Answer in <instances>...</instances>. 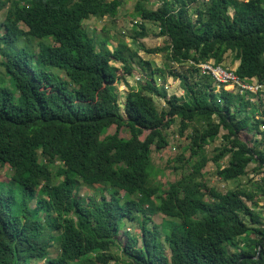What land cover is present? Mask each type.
<instances>
[{
	"label": "trees",
	"instance_id": "16d2710c",
	"mask_svg": "<svg viewBox=\"0 0 264 264\" xmlns=\"http://www.w3.org/2000/svg\"><path fill=\"white\" fill-rule=\"evenodd\" d=\"M120 3L0 0L9 31L0 41L36 38L37 53L69 76L65 81L41 72L55 89H28L20 82L26 74L16 69L34 63L29 51L4 54L3 74L20 93L0 86V169L11 170L8 181H0V264H264V215L247 203L264 195V99L259 90L228 88L199 68L210 62L228 69L222 64L232 53L238 61L233 73L264 85V0H163L155 9L141 4L140 29L133 26L130 37H146L145 22L158 25L166 40L155 47L141 43V49L163 54L173 68L187 64L169 70L187 95H167L156 83L164 68L141 59L142 82L127 91L123 113L117 83L132 74L140 48L131 49L119 33L116 40L94 38L83 25L90 16L113 17ZM50 37L56 48L39 45ZM112 61L122 64V76ZM111 126L115 131L108 133ZM121 127L128 137L120 136ZM169 131L185 137L188 154L183 149L167 160L177 178L149 184L160 171L152 151L167 146ZM218 137L223 143L208 158L204 146ZM210 160L220 179L240 180L235 187L220 192L207 183L202 170ZM250 164L261 174L260 184L249 180L255 191L241 188ZM81 183L95 194L79 198ZM150 196L158 202L148 207L142 197ZM153 213L164 216L159 224ZM126 222L139 231L123 228Z\"/></svg>",
	"mask_w": 264,
	"mask_h": 264
},
{
	"label": "rangeland",
	"instance_id": "374dc122",
	"mask_svg": "<svg viewBox=\"0 0 264 264\" xmlns=\"http://www.w3.org/2000/svg\"><path fill=\"white\" fill-rule=\"evenodd\" d=\"M161 1L163 2V0H121V3L120 5H118L117 11L113 17L107 16V15H104L103 17H91L90 16L89 19L83 23L84 28L86 27L87 29L88 35L94 38L104 36V37H109V38L116 40L114 36L117 33H119L124 36L125 41L128 43L131 49H135L134 47L140 48L137 53L138 57L136 58L135 62H133V65H132L134 68L132 74L124 75L125 82L120 80L117 83V86H118L117 88L119 91V103H120L121 113H123L122 106H123V101H124L127 91L130 88L138 87L139 85L138 83L142 82L141 74H143L144 71L141 70V65L139 63V60L141 59H145L148 62H150L151 67L159 66L161 68L162 67L164 68V74H163L164 76L158 77L156 83L160 88H163V90L166 92L167 95L175 94L181 98H184L187 95L179 79L169 75V70H172V71L182 70L183 71L185 70L187 64L183 66H179L178 64H175L173 68V65L171 64V62L166 61L164 59L163 54L161 53L149 54V53L144 52L143 49H141V46H140L141 43L146 47H155V46H161L164 40H166V37L159 35L158 25L150 21L145 22L144 24L146 28V37L142 39H138V40H133L130 37L133 26L136 27L137 29H140L139 26H135V25L138 22V20H140L139 7L141 6V4L146 6V8L155 9L161 3ZM21 2H26V0H21ZM6 7L7 6H5L2 10L5 11ZM191 10H192L191 8L188 9L189 14H192V12H190ZM232 12H233V7L229 6V14H232ZM190 16L194 17V15H190ZM1 19H2V16H0V21ZM19 27L22 29H25V25L23 23H19ZM104 31L107 32L106 35L104 34ZM45 41L47 40H44L43 42ZM2 44L3 43L0 41V47L2 46ZM107 45H109L108 42H107ZM95 46H96V43H95ZM114 47L115 45L113 46V48ZM20 48H25L26 51L35 49L37 52L38 42L37 40H31V42L30 41L25 42L22 38L19 40V43L16 46L10 48L5 53H16L17 50H19ZM232 60H233L232 53L227 54L226 59L222 65L224 66L225 64V66L228 69H234L235 66L238 64V61L237 60L232 61ZM111 63L118 67L119 69L118 73L122 76L123 75L122 64L118 61H112ZM1 74H3V72ZM1 80H2L1 82L2 85L6 86L9 90L13 92H16L15 86L13 85L14 80L10 75H7L4 72V75L2 76ZM249 82H250V85L252 86L257 84L252 81H249ZM231 86L232 85H227L228 88H230ZM258 90L260 91L264 99V85H262L256 90L254 89L252 92L256 93ZM152 98L157 105L164 104L162 98L156 95H152ZM251 100L252 102H255L256 98L252 97ZM173 128H175V126H173ZM260 129L264 130V127H262L261 125ZM114 131H115L114 126H111L108 129V133H112ZM119 134L122 137L129 136V133L126 127H121L119 130ZM241 137L244 138V134H242ZM221 143H223V141L221 137H218L213 142H210L209 144L204 146L203 151L207 155L208 158H211L214 155L215 153L214 148L221 145ZM186 145H187V141L184 136L178 137L176 134H172L169 131L167 146L159 151H155V150L152 151V154H151L152 162L154 166H156L158 170L160 171L156 175H154V177L150 178L149 184L155 183L156 180L158 183L164 184L166 181H171L180 175L179 171L175 172L173 170V167L171 164H167V160L168 158H174V156L182 152ZM183 154L184 155L188 154L187 148L184 149ZM226 160L227 158L225 157L221 159L220 162L224 164ZM57 165H58V162H55L54 166L51 167L52 168L51 172L55 171V168ZM252 166L253 164H250L248 166L247 176L242 177L241 179L242 180L241 188H244L245 190H248V191L250 190L255 191L252 184L249 182V180L255 183H258V184L261 183L260 181L261 174H255L254 172H252L251 170ZM202 171L205 174V180L207 181V183L211 186H214L220 192H224L228 188L235 187L237 182L240 181V180L223 181L222 179H220L216 175V167H215V164L211 160L208 161L206 167L203 168ZM10 174H11L10 167L8 165H5L3 168L0 169V181H6V180L8 181ZM54 179L58 180L59 177H55ZM55 180L54 182L56 183ZM78 194H79V198H84L88 194H95V193L92 188L81 183L78 186ZM104 194L108 196L106 192H104ZM122 195H123V191H120V196ZM96 196L98 195L96 194ZM142 198H143L142 203L148 207L153 206L154 204L158 202L155 196L142 197ZM254 198H255V203H252L250 201H247V203L251 206L252 210L262 211L264 215V195H256ZM163 218L164 216L161 214H158V213L152 214V219L157 224H159ZM124 227L128 228L130 230L129 232L131 233H135L139 231L138 227L136 225H132L131 222H126L123 228ZM160 240L163 242V230H160ZM114 252H117V251H114ZM73 264H82V263L76 262ZM110 264H113V262H111Z\"/></svg>",
	"mask_w": 264,
	"mask_h": 264
},
{
	"label": "clouds",
	"instance_id": "9594fccd",
	"mask_svg": "<svg viewBox=\"0 0 264 264\" xmlns=\"http://www.w3.org/2000/svg\"><path fill=\"white\" fill-rule=\"evenodd\" d=\"M1 11H3V10H0V16H2V19L0 21V33H1V36L5 37L6 34L9 33V31L7 29H4L8 23V14L6 11H3V12H1ZM29 41L31 42L30 39H29ZM18 43H19V40H16L12 44H6L3 41V44L0 47V49H1V51H0V86L6 90H9V89L6 86L1 84V82H2L1 79H2V76L4 75L1 73H2L3 69L7 68L5 64L8 63L9 59H7L4 56V54L7 50L16 46ZM57 44H58L57 40H53L51 37H50V40L46 43L39 42V45L41 47L42 46H48L51 48H56ZM28 58L30 60L34 61V63L32 65L20 66L16 69V72L21 71V72L26 74V77L20 79V82L24 83V85L28 89L33 88V90H36L38 92H46V93L55 89V86L57 83L53 82L51 78L48 81L42 80L40 77L41 72L47 73L48 71H51L54 73L55 76L59 77L60 79L65 80V81H66V78L69 77L66 73L63 74L62 68H60L56 65H53L50 62L46 63V59H43L41 57V55L36 52L35 49H32L28 52ZM44 64H45V70L43 69ZM31 67H35L36 70H34V68L31 69ZM37 68H39L40 70H37ZM32 70L34 71L33 76H35V78L30 76V73L32 72ZM15 89H16V92H13L14 94L17 95V93H20L19 88L15 87ZM9 91L12 92L11 90H9ZM31 205H33V202ZM125 229L130 231L128 228H125Z\"/></svg>",
	"mask_w": 264,
	"mask_h": 264
},
{
	"label": "built area",
	"instance_id": "2783aa9c",
	"mask_svg": "<svg viewBox=\"0 0 264 264\" xmlns=\"http://www.w3.org/2000/svg\"><path fill=\"white\" fill-rule=\"evenodd\" d=\"M199 68L202 72H209L217 82L222 83L223 85L227 84L238 87L240 92L244 90L253 91L254 89L256 90L261 87L259 84L253 86L250 85V82L247 83L239 79L233 73L232 69H224L220 65L213 66L210 62H203L199 64Z\"/></svg>",
	"mask_w": 264,
	"mask_h": 264
},
{
	"label": "bare ground",
	"instance_id": "6f19581e",
	"mask_svg": "<svg viewBox=\"0 0 264 264\" xmlns=\"http://www.w3.org/2000/svg\"><path fill=\"white\" fill-rule=\"evenodd\" d=\"M1 35V34H0ZM25 42H28V40L23 39ZM31 40H37L36 38H33ZM3 72V71H2Z\"/></svg>",
	"mask_w": 264,
	"mask_h": 264
},
{
	"label": "crops",
	"instance_id": "0c3cea01",
	"mask_svg": "<svg viewBox=\"0 0 264 264\" xmlns=\"http://www.w3.org/2000/svg\"><path fill=\"white\" fill-rule=\"evenodd\" d=\"M156 204H157V203H156ZM156 204H155V205H156Z\"/></svg>",
	"mask_w": 264,
	"mask_h": 264
}]
</instances>
